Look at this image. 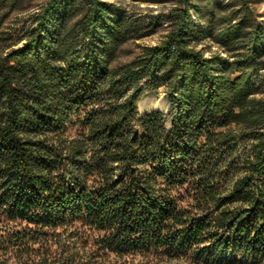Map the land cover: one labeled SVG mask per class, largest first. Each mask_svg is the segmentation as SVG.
I'll list each match as a JSON object with an SVG mask.
<instances>
[{
    "label": "trees",
    "instance_id": "trees-1",
    "mask_svg": "<svg viewBox=\"0 0 264 264\" xmlns=\"http://www.w3.org/2000/svg\"><path fill=\"white\" fill-rule=\"evenodd\" d=\"M135 1L175 17L156 44L162 15L109 0H43L0 44V264H264V22Z\"/></svg>",
    "mask_w": 264,
    "mask_h": 264
},
{
    "label": "rangeland",
    "instance_id": "rangeland-1",
    "mask_svg": "<svg viewBox=\"0 0 264 264\" xmlns=\"http://www.w3.org/2000/svg\"><path fill=\"white\" fill-rule=\"evenodd\" d=\"M43 0H32L25 3L20 9L13 11L9 17L4 21H1L0 28V44L5 46L7 44L13 43L19 34H21L23 27L28 24L29 17L32 12L40 5ZM118 3L125 4L127 6L133 7L136 11L142 14H148L150 16H159L162 15V22L164 24L161 31L158 33L146 37L145 39L139 40L138 42L144 44H156L167 32V29L172 24L173 15L167 14L169 5L166 3H154L152 1L148 2H138L135 0H109ZM229 1V0H226ZM251 4L258 14L260 20L264 22V0H251ZM209 46V43H206ZM131 48H137L136 44H132ZM216 49V47H214ZM210 54V52H209ZM139 111L141 113L150 112L153 110H163L168 112L170 110L171 104L164 92H153L148 91L144 97L138 102ZM163 264H191L187 260H166Z\"/></svg>",
    "mask_w": 264,
    "mask_h": 264
}]
</instances>
